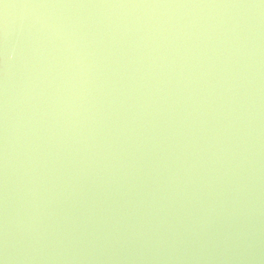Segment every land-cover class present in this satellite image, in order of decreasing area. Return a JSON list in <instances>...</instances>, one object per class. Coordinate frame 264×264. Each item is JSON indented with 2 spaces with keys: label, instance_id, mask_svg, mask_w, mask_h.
<instances>
[{
  "label": "water",
  "instance_id": "water-1",
  "mask_svg": "<svg viewBox=\"0 0 264 264\" xmlns=\"http://www.w3.org/2000/svg\"><path fill=\"white\" fill-rule=\"evenodd\" d=\"M0 264H264V0H0Z\"/></svg>",
  "mask_w": 264,
  "mask_h": 264
}]
</instances>
